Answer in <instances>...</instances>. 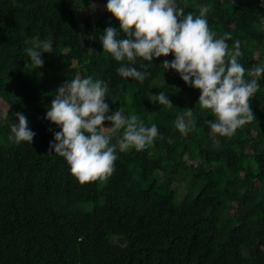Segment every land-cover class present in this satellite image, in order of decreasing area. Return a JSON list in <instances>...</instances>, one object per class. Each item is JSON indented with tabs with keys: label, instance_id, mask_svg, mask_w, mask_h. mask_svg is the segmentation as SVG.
Masks as SVG:
<instances>
[{
	"label": "trees",
	"instance_id": "1",
	"mask_svg": "<svg viewBox=\"0 0 264 264\" xmlns=\"http://www.w3.org/2000/svg\"><path fill=\"white\" fill-rule=\"evenodd\" d=\"M177 3L196 14L211 3L209 27L231 33L230 48L241 41L246 68L262 64L260 0ZM90 9V0H0V264H264V76L250 98L256 119L230 136L212 133L205 121L215 116L197 103L200 90L159 66L173 54L137 58L136 67L150 65L143 82L122 77L117 68L127 61L99 39L120 22ZM37 33L54 50L29 71L25 41ZM76 74L105 80L111 109L159 128L149 147L117 150L102 187L98 179L80 183L64 157L48 153L59 128L45 119L46 107ZM159 91L173 106L150 99ZM185 108H194L196 124L182 133L174 121ZM17 111L36 132L31 144L8 138ZM79 202L93 207L83 211Z\"/></svg>",
	"mask_w": 264,
	"mask_h": 264
},
{
	"label": "clouds",
	"instance_id": "2",
	"mask_svg": "<svg viewBox=\"0 0 264 264\" xmlns=\"http://www.w3.org/2000/svg\"><path fill=\"white\" fill-rule=\"evenodd\" d=\"M260 4L264 7V0ZM90 7L95 10V0H90ZM104 8L120 24L119 28L107 26L99 39L103 50L115 60L127 61L117 68L122 77L143 82L151 75L147 71L150 65L136 67L137 58L154 63V58L172 53L173 58L164 59L159 66L165 72L175 70L185 83L200 90L197 103L215 116L205 121L212 133L230 136L256 119L250 98L261 87L264 64L246 68L239 59L243 55L241 41L236 40L235 47L230 48L227 37L231 33L217 35L209 27L211 3H201L199 14L186 13L177 0H106ZM25 44L29 58L25 68L29 71L42 68L43 54L54 50L53 40L41 38L39 33L29 36ZM108 91L105 80L76 74L57 87L51 105L46 107L45 119L59 128L49 142L48 153L64 157L80 183L107 179L115 171L118 149H144L160 134L156 123L149 126L138 113H125L121 107L111 109ZM152 98L173 106L165 91L151 93ZM185 109L174 121L182 133L196 124L194 108ZM15 116L9 140L31 144L36 132L27 115L17 111Z\"/></svg>",
	"mask_w": 264,
	"mask_h": 264
},
{
	"label": "rangeland",
	"instance_id": "3",
	"mask_svg": "<svg viewBox=\"0 0 264 264\" xmlns=\"http://www.w3.org/2000/svg\"><path fill=\"white\" fill-rule=\"evenodd\" d=\"M241 1H246V0H241ZM105 4H106V2L101 1V0H97L95 2V5H96L95 10H92V8L90 9L91 16L94 17V18H97L100 13H102V12H104L106 10V8H104ZM112 18H114V16H112ZM255 57L258 59V54H256ZM260 62L262 64H264V60H260ZM3 109L5 110L4 106H3ZM189 163L191 164L192 162L189 161ZM98 181H99V186L100 187L104 186V184H105V179L104 178H99ZM174 186H177V185L174 184ZM77 207H79L83 211H86V210L88 211V210L92 209L93 204L88 203V202H79V203H77Z\"/></svg>",
	"mask_w": 264,
	"mask_h": 264
}]
</instances>
